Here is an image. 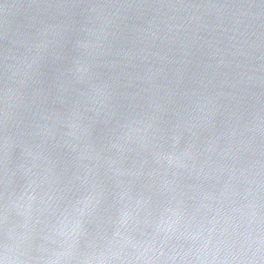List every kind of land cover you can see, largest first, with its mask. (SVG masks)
I'll list each match as a JSON object with an SVG mask.
<instances>
[{
    "label": "clouds",
    "instance_id": "clouds-1",
    "mask_svg": "<svg viewBox=\"0 0 264 264\" xmlns=\"http://www.w3.org/2000/svg\"><path fill=\"white\" fill-rule=\"evenodd\" d=\"M0 264H264V0H0Z\"/></svg>",
    "mask_w": 264,
    "mask_h": 264
},
{
    "label": "water",
    "instance_id": "water-1",
    "mask_svg": "<svg viewBox=\"0 0 264 264\" xmlns=\"http://www.w3.org/2000/svg\"><path fill=\"white\" fill-rule=\"evenodd\" d=\"M16 0H4V3H14Z\"/></svg>",
    "mask_w": 264,
    "mask_h": 264
}]
</instances>
